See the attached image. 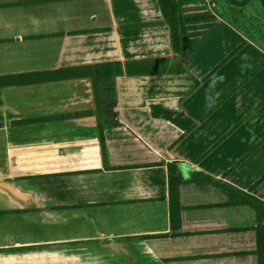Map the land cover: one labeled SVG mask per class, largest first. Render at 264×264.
I'll return each instance as SVG.
<instances>
[{"label":"crops","instance_id":"0c3cea01","mask_svg":"<svg viewBox=\"0 0 264 264\" xmlns=\"http://www.w3.org/2000/svg\"><path fill=\"white\" fill-rule=\"evenodd\" d=\"M217 4H179L205 16L184 74L40 81L169 56L156 1L0 0V76L19 75L0 87V264H258L253 210L203 179L264 202V13Z\"/></svg>","mask_w":264,"mask_h":264},{"label":"trees","instance_id":"16d2710c","mask_svg":"<svg viewBox=\"0 0 264 264\" xmlns=\"http://www.w3.org/2000/svg\"><path fill=\"white\" fill-rule=\"evenodd\" d=\"M160 13V23L164 24L168 29V42L170 55L163 58L140 59L125 62L102 63L95 66H82L77 68H67L58 70L53 73H37L34 74L36 79L59 80L76 77L94 78H114L115 76H162L169 74H184L186 70L178 63L177 57L183 53L189 46L184 23L186 20L203 19L205 16L185 18L181 15L179 4L181 0H155ZM264 11V0H259ZM232 7L242 8L246 6L250 0H225ZM80 71V72H79ZM32 75V74H29ZM19 75L0 76V87L15 84L16 77ZM26 121H18L20 124ZM174 163L167 164L168 171V195L170 219L172 220L174 212L176 222H179V203H178V186L180 180L174 172ZM204 183L213 184L218 187L228 198L229 205H247L255 215V237H256V256L258 264H264V202L248 195L234 187L204 177Z\"/></svg>","mask_w":264,"mask_h":264},{"label":"rangeland","instance_id":"374dc122","mask_svg":"<svg viewBox=\"0 0 264 264\" xmlns=\"http://www.w3.org/2000/svg\"><path fill=\"white\" fill-rule=\"evenodd\" d=\"M217 7L216 11L219 12L220 14L226 16L227 18H230L233 20L237 25L242 26L244 23L242 22L244 19L251 23L254 26H257V28L260 30L261 20L258 19L257 14L264 13L262 10V6L260 4L259 0H251L247 7L245 8L246 10H242V8H229V7H224V0H216ZM246 11H249L248 13ZM256 30L253 31H248L250 36L255 37L256 39L259 38V35Z\"/></svg>","mask_w":264,"mask_h":264}]
</instances>
